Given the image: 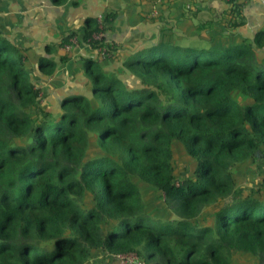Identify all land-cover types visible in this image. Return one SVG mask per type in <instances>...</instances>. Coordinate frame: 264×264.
Instances as JSON below:
<instances>
[{"label":"trees","instance_id":"16d2710c","mask_svg":"<svg viewBox=\"0 0 264 264\" xmlns=\"http://www.w3.org/2000/svg\"><path fill=\"white\" fill-rule=\"evenodd\" d=\"M226 1L233 30L245 23L244 3ZM115 17H87L79 30L101 57L121 47L104 37ZM228 38L184 46L163 37L116 55L140 86L85 55L86 93L74 90L52 112L27 49L0 32V264H86L97 250L144 264H264V184L245 194L236 176L264 166V28ZM36 65L53 76L58 62ZM176 144L194 161L188 174L177 170ZM141 182L174 217L145 213ZM208 206L213 220L203 223Z\"/></svg>","mask_w":264,"mask_h":264},{"label":"crops","instance_id":"0c3cea01","mask_svg":"<svg viewBox=\"0 0 264 264\" xmlns=\"http://www.w3.org/2000/svg\"><path fill=\"white\" fill-rule=\"evenodd\" d=\"M241 1L245 23L232 30L227 26L231 6L226 0H68L61 5L53 4L51 0H0V32L11 44L27 49L33 67L41 56L60 62L59 57L66 52H70L69 61L76 65L83 62L80 56L96 54L80 39L82 33L79 30L87 17L102 21L107 11L116 12L114 20L106 23L105 41L118 43L121 45L119 51L128 56L163 37L188 43H181L184 46L206 43L211 35L217 39L226 34L228 40L235 43L243 38L254 39L264 28V1ZM72 31L79 32L80 44L67 51L61 42ZM235 37L237 41L232 40ZM262 51L257 50L261 59ZM74 76L75 70L56 78L57 88L63 86V97L74 90H82L73 84L71 78ZM244 175L245 170L238 169L237 187L240 190Z\"/></svg>","mask_w":264,"mask_h":264},{"label":"rangeland","instance_id":"374dc122","mask_svg":"<svg viewBox=\"0 0 264 264\" xmlns=\"http://www.w3.org/2000/svg\"><path fill=\"white\" fill-rule=\"evenodd\" d=\"M78 36V35H76ZM233 41H237L238 38H233ZM177 42V41H176ZM179 44L185 43L183 41H179ZM80 44L79 41L75 44ZM188 44V43H185ZM220 44V43H216ZM182 45V44H181ZM186 46V45H185ZM96 54L91 55L98 59L99 63L101 64L102 68L115 75H119L121 78L124 79L125 82L130 83L131 85L140 86V82L136 79L124 66L122 60L115 59L116 55L121 53L119 50H115L112 52V56H110L111 52L103 53V57H101V53L96 51ZM86 54V53H85ZM262 59H264V50L260 53ZM83 58L84 56H80ZM75 70V76L72 79L74 85L79 87V89L86 93V81L87 78L84 75L83 66L81 63L76 65L72 64L70 61L66 63L58 62V66L53 74V76L46 75L43 71H41L37 65L34 66L31 77L36 82L38 86L41 87L43 91V98L42 104L43 106L52 111L58 112L60 111V101L62 99L61 90L63 86H58L56 84V78L58 76L69 75ZM177 158L179 162L177 164V170L180 173H190L194 167V161L190 159L186 153L184 152L183 148L179 145H175ZM263 163H259L258 161L254 162L250 166H245V168H241L245 170L246 175L241 178V185L239 187L245 194L251 192L252 189L255 187H259L260 185L264 184V167L262 166ZM263 168V169H262ZM139 191L141 193L144 210L145 213L148 214L153 219H169L174 217L175 214L173 210L165 203L163 197L159 191L152 188L146 183H139ZM213 206L206 207L202 214L199 216L201 222L203 223H211L213 220ZM120 264V257L119 255L111 254L104 250H97L94 253L92 259H90L86 264ZM134 264V263H129Z\"/></svg>","mask_w":264,"mask_h":264},{"label":"built area","instance_id":"2783aa9c","mask_svg":"<svg viewBox=\"0 0 264 264\" xmlns=\"http://www.w3.org/2000/svg\"><path fill=\"white\" fill-rule=\"evenodd\" d=\"M264 1V0H262ZM153 12H156V10H153ZM101 35H95L96 38H100ZM79 41V37L75 36L72 37L69 40V44L64 45V48L69 51L72 49V47ZM120 257V264H129V263H134V264H144L135 253H127V254H121L119 255Z\"/></svg>","mask_w":264,"mask_h":264}]
</instances>
